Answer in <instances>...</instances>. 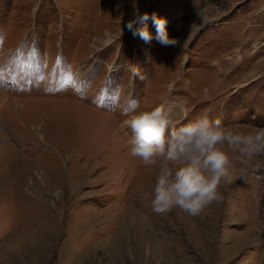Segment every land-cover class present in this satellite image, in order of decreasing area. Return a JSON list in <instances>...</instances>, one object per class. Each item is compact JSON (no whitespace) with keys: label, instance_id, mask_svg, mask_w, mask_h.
<instances>
[{"label":"rangeland","instance_id":"1","mask_svg":"<svg viewBox=\"0 0 264 264\" xmlns=\"http://www.w3.org/2000/svg\"><path fill=\"white\" fill-rule=\"evenodd\" d=\"M159 104L264 128V0H0V264H264V154L225 144L222 199L153 212L123 121Z\"/></svg>","mask_w":264,"mask_h":264},{"label":"clouds","instance_id":"2","mask_svg":"<svg viewBox=\"0 0 264 264\" xmlns=\"http://www.w3.org/2000/svg\"><path fill=\"white\" fill-rule=\"evenodd\" d=\"M133 16L127 28L134 36L150 42L148 14L141 15L134 5ZM154 24L161 43H176L168 38L164 19L154 18ZM207 91L204 90L205 94ZM123 123L130 129L127 143L131 156L143 166L160 162L151 200L152 210L158 215L180 208L188 215L197 216L222 199L219 189L230 182L234 168L225 144L248 160L264 154V128L242 132L235 126H225L219 117L211 118L208 110L178 125L172 110L159 104L150 110L128 114Z\"/></svg>","mask_w":264,"mask_h":264}]
</instances>
